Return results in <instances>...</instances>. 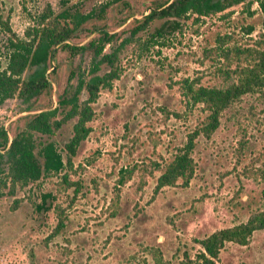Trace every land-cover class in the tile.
<instances>
[{
    "label": "rangeland",
    "instance_id": "1",
    "mask_svg": "<svg viewBox=\"0 0 264 264\" xmlns=\"http://www.w3.org/2000/svg\"><path fill=\"white\" fill-rule=\"evenodd\" d=\"M153 2L0 0V20L22 35L47 4L54 12L84 13L107 3L102 17L85 21L70 41L83 43L96 35V28L86 30L92 23L108 31L122 29L120 39ZM159 21L125 44L121 72L91 103L90 130L71 165L14 194L0 187V264H188L200 247L198 238L263 206L264 97L259 91L241 94L222 110L209 136H195L187 184L177 179L153 191L163 164L206 117L203 104L188 100L185 84L236 81L253 63V51L264 45L257 2L197 18L188 14L179 29L150 36ZM2 27L0 59L8 34ZM87 60V53L77 54L74 63L84 67ZM52 61L47 68L51 94L38 97L35 108L56 106L65 84V52L58 50ZM23 105L15 98L0 104V124L9 134L23 121ZM70 133L68 120L51 139L62 148ZM44 192L50 193L46 207L37 208ZM216 264H264V229L252 231L246 244L226 241Z\"/></svg>",
    "mask_w": 264,
    "mask_h": 264
},
{
    "label": "trees",
    "instance_id": "2",
    "mask_svg": "<svg viewBox=\"0 0 264 264\" xmlns=\"http://www.w3.org/2000/svg\"><path fill=\"white\" fill-rule=\"evenodd\" d=\"M255 1L264 17V0ZM243 2L249 4L251 0H154L147 12L133 20L127 35L119 39L122 29L108 31L92 23V27L86 30L91 32L96 28L97 33L83 43H72L70 38L84 27L85 21L101 18L107 3L84 13L70 9L54 12L47 4L35 21L25 27L22 35L14 33L6 21L0 20L2 28L8 32L5 53L0 59V104L15 98L24 104L20 112L26 111L21 114V125L16 126L11 134L0 124V187L14 194L16 189L71 165L77 146L90 130L87 122L93 114L91 103L101 89L110 88L112 81L118 78L120 54L136 32L145 30L159 19L149 34L160 37L179 29L180 19L188 14H195L197 18ZM58 50L65 52L68 67L57 105L51 103L47 107L35 108L38 97L51 94L52 81L47 68L54 65L52 60ZM83 53H87L88 60L84 67H80L74 61L77 54ZM251 58V66L240 70L241 77L224 86L185 84L188 100L203 104L206 117L187 133L184 143L163 164L153 191L174 184L177 179L187 184L194 170L191 156L194 138L199 133L209 136L218 125L222 110L243 93L259 91L264 97V45L255 49ZM101 66H104L103 70ZM68 120H71V133L59 148L51 135ZM62 178L65 180V173ZM49 196V192L41 193L37 208H45L44 202ZM261 196L264 199V187ZM58 221L61 224L60 217ZM256 229H264V204L252 210L245 220L216 228L198 238L200 247L188 264H216L226 241L246 244Z\"/></svg>",
    "mask_w": 264,
    "mask_h": 264
}]
</instances>
